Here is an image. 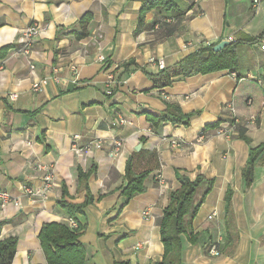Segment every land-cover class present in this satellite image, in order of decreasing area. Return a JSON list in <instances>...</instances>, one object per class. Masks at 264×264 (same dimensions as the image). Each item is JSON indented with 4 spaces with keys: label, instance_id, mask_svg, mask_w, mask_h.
Instances as JSON below:
<instances>
[{
    "label": "crops",
    "instance_id": "1",
    "mask_svg": "<svg viewBox=\"0 0 264 264\" xmlns=\"http://www.w3.org/2000/svg\"><path fill=\"white\" fill-rule=\"evenodd\" d=\"M170 1L181 15L142 0H0V191L10 196L0 200V240L16 239L11 264H46L39 232L49 222L78 229L83 264L161 261L160 221L178 176L211 181L191 219L193 240L180 236L179 264H264V151L251 181L243 177L249 145L264 141V51L247 42L264 32V0ZM32 23L40 31L24 54L20 37ZM221 40L244 42L234 71L154 84L159 60L168 66ZM99 55L117 78L112 95ZM166 102L199 113L188 125L149 122L146 113L160 114ZM231 119L251 123L250 144L236 127L215 133L213 124L231 127ZM129 158L145 190L127 199Z\"/></svg>",
    "mask_w": 264,
    "mask_h": 264
},
{
    "label": "trees",
    "instance_id": "2",
    "mask_svg": "<svg viewBox=\"0 0 264 264\" xmlns=\"http://www.w3.org/2000/svg\"><path fill=\"white\" fill-rule=\"evenodd\" d=\"M142 3L143 8L146 9L161 5L165 6L166 9L174 10V12L172 11L174 13L173 15H181V11L174 9L173 3L170 0H142ZM85 20L86 15L81 18V23H84ZM141 20L142 16L139 17V25ZM139 28L137 27L136 30L138 31ZM255 39L256 37L249 39L247 42L252 44ZM242 43L244 42L240 40L231 41L219 51L212 50V47L216 43L198 47L193 53L181 59L179 62L168 66L164 65L151 78L154 80L156 86L162 87L170 85L177 76L186 77L197 73H208L225 69L234 71L238 67V47ZM261 68L264 78V63ZM198 113L199 111L183 113L178 105L166 102V108L163 112L160 114L147 112L146 118L152 124L167 120L172 123L188 125L189 118ZM230 122V126L233 128L236 127L237 137L250 144V140L245 132L251 123L248 121L241 125L235 123V119H231ZM212 127L214 129L217 128L218 123L213 124ZM262 151H264V141L254 147L249 145V155L243 170V177L247 184L251 181L253 167ZM126 174L128 183L125 187V193L126 198L129 199L145 190V186L142 184L145 173H131V159L129 158L126 164ZM178 180L180 187L170 193L168 205L164 209L160 221V238L164 253L162 260L155 264H179L182 248V239L180 236L184 235L189 241L193 240L194 235L191 219L211 185V181L205 180L200 176L193 181L187 177L178 176ZM202 182L206 183L207 187L202 196L195 201L194 195L196 189ZM226 199L228 200V194ZM78 232V229L73 230L65 223H45L39 232V242L45 256L46 264H83L85 255L83 247L77 239ZM15 250L16 239L14 237L0 240V264H11Z\"/></svg>",
    "mask_w": 264,
    "mask_h": 264
},
{
    "label": "built area",
    "instance_id": "3",
    "mask_svg": "<svg viewBox=\"0 0 264 264\" xmlns=\"http://www.w3.org/2000/svg\"><path fill=\"white\" fill-rule=\"evenodd\" d=\"M259 2V0H253V4H257ZM40 31V27L37 25V24H30L28 27H26L23 31H22V35L20 37V43L22 44V48H21V51L24 53V54H28L30 53V47H31V44L33 43L35 37L38 35ZM231 38H229L230 40ZM255 46H257L261 51H264V32L259 35L258 37H256L254 43H253ZM98 61L102 64V67L103 69L105 70L106 72V82H105V93L107 95H112L113 93V88L114 86L117 84V78L116 76L114 75L113 71L110 70V64L108 63V60L106 59V57L104 55H99L98 56ZM157 65L158 67L161 69L163 68L164 64H163V61L162 60H159L157 62ZM246 76L252 78L253 80H255L257 83H261V79L258 77V75H254V74H251V73H247ZM45 83L44 80H41L39 82H34L32 84V88L34 90H37L39 89L43 84ZM16 94L15 93H11L9 95V99L10 100H14L16 98ZM253 117H251V121H253ZM117 122L118 123H124V119L119 117L117 119ZM232 126L229 127L227 125H223V126H218L216 129H215V133L216 134H221V135H225V136H229L231 131H232ZM204 133L203 132H200L198 134V139H201L203 137ZM96 147H100V144H96L95 145ZM121 147V141L116 139L113 141L112 143V149L110 151V155L113 156L116 154L117 150ZM84 149H81V148H76L75 147V151L76 152H81L83 151ZM85 150H88V147L85 149ZM39 168L41 169H47V166L45 165H38ZM44 179L45 181H48L50 179V175L47 171V174L44 176ZM23 191L25 192V194H35V192L33 190H31L30 188L28 187H25L23 189ZM40 192H43V189L42 190H38L36 191V193H40ZM0 200L2 201V203L4 202H9L10 201V196L8 193L4 192V191H0ZM15 205H18V203L16 201H14ZM211 216H209L210 218ZM70 225L71 226H74V222L73 221H70ZM209 252L212 254V255H216L218 252H217V245L215 243H212L209 245Z\"/></svg>",
    "mask_w": 264,
    "mask_h": 264
},
{
    "label": "water",
    "instance_id": "4",
    "mask_svg": "<svg viewBox=\"0 0 264 264\" xmlns=\"http://www.w3.org/2000/svg\"><path fill=\"white\" fill-rule=\"evenodd\" d=\"M230 42L228 40H221L220 42L216 43L213 47L212 50L213 51H219L220 49H222L224 46L228 45ZM137 149V148H135Z\"/></svg>",
    "mask_w": 264,
    "mask_h": 264
},
{
    "label": "rangeland",
    "instance_id": "5",
    "mask_svg": "<svg viewBox=\"0 0 264 264\" xmlns=\"http://www.w3.org/2000/svg\"><path fill=\"white\" fill-rule=\"evenodd\" d=\"M258 54H262L261 52H259Z\"/></svg>",
    "mask_w": 264,
    "mask_h": 264
}]
</instances>
